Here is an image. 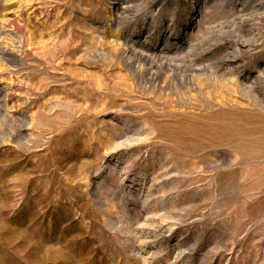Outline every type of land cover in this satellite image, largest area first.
Instances as JSON below:
<instances>
[{"label": "rangeland", "instance_id": "rangeland-1", "mask_svg": "<svg viewBox=\"0 0 264 264\" xmlns=\"http://www.w3.org/2000/svg\"><path fill=\"white\" fill-rule=\"evenodd\" d=\"M0 264H264V0H0Z\"/></svg>", "mask_w": 264, "mask_h": 264}, {"label": "bare ground", "instance_id": "bare-ground-1", "mask_svg": "<svg viewBox=\"0 0 264 264\" xmlns=\"http://www.w3.org/2000/svg\"><path fill=\"white\" fill-rule=\"evenodd\" d=\"M224 60H225V59H224ZM228 60H229V59H228ZM225 61H226V60H225ZM231 70H232V69H231ZM240 81H241V80H240ZM236 83H237V82H236ZM237 84H238V86H239V85L241 84V82L239 83V81H238V83H237ZM247 86H248V85H247ZM253 90H254V89H253Z\"/></svg>", "mask_w": 264, "mask_h": 264}]
</instances>
